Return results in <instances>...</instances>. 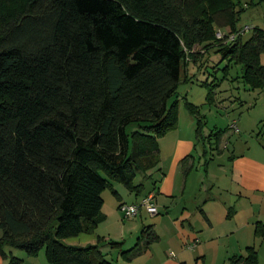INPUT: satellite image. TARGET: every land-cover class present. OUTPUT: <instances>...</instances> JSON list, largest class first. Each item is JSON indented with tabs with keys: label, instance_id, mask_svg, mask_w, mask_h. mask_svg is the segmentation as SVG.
Returning a JSON list of instances; mask_svg holds the SVG:
<instances>
[{
	"label": "trees",
	"instance_id": "obj_1",
	"mask_svg": "<svg viewBox=\"0 0 264 264\" xmlns=\"http://www.w3.org/2000/svg\"><path fill=\"white\" fill-rule=\"evenodd\" d=\"M240 12L234 0H0L5 256L10 244L30 256L45 250L50 264H114L99 244L64 239L96 230L114 182L143 193L135 179L158 166L159 139L178 126L179 100H170L191 62L217 48L243 65L250 87H264V29L246 41L217 37V28L240 32ZM196 121L200 137L205 121ZM132 123L142 129L129 132ZM256 233L264 238V223ZM158 238L146 225L123 256ZM230 261L258 264V251L250 246Z\"/></svg>",
	"mask_w": 264,
	"mask_h": 264
},
{
	"label": "crops",
	"instance_id": "obj_2",
	"mask_svg": "<svg viewBox=\"0 0 264 264\" xmlns=\"http://www.w3.org/2000/svg\"><path fill=\"white\" fill-rule=\"evenodd\" d=\"M188 119L187 125H178L159 139L160 161L143 174V193L130 191L136 194L133 200L113 183L116 201L114 206L106 207L104 199L98 231L81 233L69 244H99L102 248L100 238L107 242L112 237L108 223L114 208L120 210L122 203H134L140 209L132 218L142 217L146 209L145 215L154 217L148 225L153 226L159 238L143 253L131 259L124 257L123 252L131 249L137 238L131 247L121 251L117 262L111 260L114 264H205L208 258L230 261L233 256L245 255L250 246L257 249L258 264H262L264 238L257 235L256 228L258 222L264 223V141L213 166L211 150L221 149V145L208 151L206 143H199L196 118ZM203 129V133L210 131L207 126ZM226 131V135L230 133ZM149 194H153L157 213L141 205ZM123 218L132 219L124 214Z\"/></svg>",
	"mask_w": 264,
	"mask_h": 264
},
{
	"label": "rangeland",
	"instance_id": "obj_3",
	"mask_svg": "<svg viewBox=\"0 0 264 264\" xmlns=\"http://www.w3.org/2000/svg\"><path fill=\"white\" fill-rule=\"evenodd\" d=\"M234 1L238 5V9L241 10L237 26L240 29L246 26L250 27L242 34L243 41H246L252 36L254 28L264 29V0ZM219 30L226 32L229 29L217 28V32ZM201 49V45L196 46V50ZM201 59L198 62L190 63L188 80H184L180 84L170 103L175 99L179 100L178 125H187L191 120L188 119L189 116L200 117L205 121L204 126H207L210 131L205 133L202 131L204 137L200 136L198 140L202 145L203 143L207 144L208 151L211 150L210 147L217 148L219 144L221 145L220 150L218 148L211 150L213 154L211 165L216 166L226 162L231 154H238L241 150L245 151L257 142L264 141V87H250L243 79V65L228 57H223L222 52H219L217 48H211ZM261 62L264 64V53L261 55ZM205 81H208L209 85ZM186 103L194 105L196 115L187 109ZM233 121L237 122L240 131L236 132L233 128L230 131L229 126L231 127ZM195 123L197 127V121ZM141 129L139 123H132L128 126L129 132ZM222 129H227L230 133L227 135V131L220 133ZM211 131L214 132L213 136H209ZM219 135H221L220 140H223L218 144ZM209 144L211 145L209 146ZM142 179L143 173L138 171L135 182L140 183L143 181ZM114 185L127 191L133 200L136 199V194L130 193L122 183L114 182ZM115 186H113L114 189ZM103 196L106 207L114 206L113 202L116 201V197L111 187L104 191ZM145 212L146 209H143L142 217L139 215L137 218L125 219L121 210L114 208V216L108 223L109 232L112 235L111 240L107 242L100 240L103 243L101 249L107 258L117 262L121 251L131 247L141 235L144 224L148 225L153 222L154 217L150 214L145 215ZM97 228L93 233L98 231ZM100 231L103 230L100 229ZM2 234L0 229V239ZM74 238L75 236L68 237L64 241L69 243ZM160 242L162 241L158 243ZM3 251L7 256L0 250V264H9L10 255L21 258V264H50L45 250H42L37 256H30L19 247L6 244ZM204 263L231 264L229 259L213 260L212 258H208ZM262 264H264V259Z\"/></svg>",
	"mask_w": 264,
	"mask_h": 264
},
{
	"label": "built area",
	"instance_id": "obj_4",
	"mask_svg": "<svg viewBox=\"0 0 264 264\" xmlns=\"http://www.w3.org/2000/svg\"><path fill=\"white\" fill-rule=\"evenodd\" d=\"M248 29H250V27L246 26L245 28L241 29L239 33H227L219 30L217 32V37L220 39H227V41L235 40L238 34L242 35ZM231 128H233L236 132L240 131L236 121L232 122ZM152 199H153V194L147 195L145 198L142 199L141 205L146 206L150 212L157 213L158 210L156 206L152 203ZM139 209H140V205L134 203H122L120 206V210L122 211V213L126 218L135 217L138 214Z\"/></svg>",
	"mask_w": 264,
	"mask_h": 264
}]
</instances>
